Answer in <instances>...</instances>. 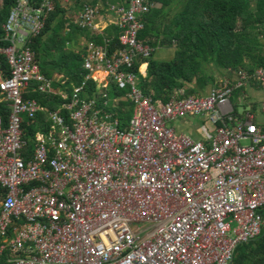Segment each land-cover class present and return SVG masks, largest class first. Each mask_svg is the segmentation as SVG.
<instances>
[{"label": "built area", "instance_id": "built-area-1", "mask_svg": "<svg viewBox=\"0 0 264 264\" xmlns=\"http://www.w3.org/2000/svg\"><path fill=\"white\" fill-rule=\"evenodd\" d=\"M56 4L68 8L75 0H15L2 24L0 54L9 74L0 79V94L10 108L6 125L0 117L5 264H231L239 245L264 232V127L251 115L240 119L230 99L249 80L264 89V68L240 70L237 83L206 95L176 90L167 102L154 100L129 70L153 52L139 34L158 4L122 0L103 16L100 4L86 3L75 24L96 34L115 26L119 47L110 51L106 38L85 42L86 75L69 95L53 86L64 85L63 76L42 74L31 46ZM90 80L102 102L84 96ZM32 84L65 102L47 113L50 130L37 133L27 157L23 117L44 110L24 97ZM112 84L133 104L125 128L106 109ZM186 116L209 121L211 139L169 126Z\"/></svg>", "mask_w": 264, "mask_h": 264}, {"label": "trees", "instance_id": "trees-1", "mask_svg": "<svg viewBox=\"0 0 264 264\" xmlns=\"http://www.w3.org/2000/svg\"><path fill=\"white\" fill-rule=\"evenodd\" d=\"M39 1V0H37ZM99 0H75L74 8L56 4L49 14L43 31L33 39L32 49L40 65L42 74L53 79L55 74L62 75L65 83L54 82V88L70 93L79 86L86 75L83 68L85 42L103 44L104 38L111 40L110 51L119 47L120 31L109 25L101 34L93 33L75 24L78 13L84 4L95 5ZM122 0H103L104 5ZM158 4L144 17L145 28L139 39L156 49L174 48L170 60H155L138 57L129 70L139 76V87L146 96L167 102L176 90L184 95H206L208 88L217 85L216 72L223 70H244L253 73L264 68V0H148ZM15 0H2L0 5V46L3 36L2 24L6 21ZM70 11V12H69ZM147 63L146 75L140 73V65ZM0 70L7 77L9 69L6 59L0 54ZM110 105L119 126H128L133 113V104L126 98L127 91L111 85L108 90ZM84 96L102 102L97 93V84L92 80L85 85ZM24 97L35 99L44 109L34 119L23 117L22 128L27 141L23 152L31 153L37 133H47L51 123L49 111L61 108L65 102L59 95L43 94L32 84ZM119 99L113 104V99ZM63 115H67L62 110ZM10 108L0 101V117L7 124ZM3 189L0 188V193ZM264 215V209L262 210ZM6 253L0 255V264L6 263ZM231 264H264V232L255 240L238 246Z\"/></svg>", "mask_w": 264, "mask_h": 264}, {"label": "crops", "instance_id": "crops-1", "mask_svg": "<svg viewBox=\"0 0 264 264\" xmlns=\"http://www.w3.org/2000/svg\"><path fill=\"white\" fill-rule=\"evenodd\" d=\"M97 3L104 8V10L101 11V14L105 16L106 5H104L103 0H99ZM113 3L115 4V2ZM100 26L103 28L106 26V23L101 22ZM82 43H85V41H82ZM158 48H171L174 50L175 46L173 45L172 47H161L157 45L156 49ZM152 49L154 52L155 49L153 47ZM143 65L144 68H142ZM143 65H141L140 67V73L143 76H145L148 64L144 63ZM239 71L236 70H223L220 72L217 71L216 72L217 85L212 88L211 87L208 88L205 94H207L211 89L218 87L225 82H228L229 84L237 83L239 81ZM56 76L57 74L53 76V79H56ZM2 77H3V72L0 70V79ZM61 81H65L64 78H61ZM230 100L235 113L240 119H245L247 118V116L251 115L253 117L254 123L257 126L264 127V89L261 87L260 84L252 80L247 81L242 87L235 89ZM0 101L5 102L1 94H0ZM195 118L197 117L196 116L182 117L177 121L169 124V126L175 129L176 132L187 134L196 140L208 141L214 135L215 132L214 126L211 125L212 129H210L204 122L206 119L203 117H198L203 123H201L202 124L201 126L196 127L194 121ZM5 253L8 259L9 254L7 252ZM0 255H4V254H0Z\"/></svg>", "mask_w": 264, "mask_h": 264}, {"label": "rangeland", "instance_id": "rangeland-1", "mask_svg": "<svg viewBox=\"0 0 264 264\" xmlns=\"http://www.w3.org/2000/svg\"><path fill=\"white\" fill-rule=\"evenodd\" d=\"M1 4H2V0H0V5ZM73 5L74 4H71V6L69 7L68 10H72L74 8ZM76 13H78V11H76ZM82 41H84V40H82ZM152 54H153L152 56L155 60H170V59H172V57L174 55V50L171 48H158V49H155V51ZM142 68H144V65ZM57 76H59V75L57 74ZM194 121H195L196 127L201 126L202 125L201 123H203L198 117L195 118ZM204 122L210 129H212V126H211L212 124H210L209 121L205 120ZM242 143L246 144L245 142H242ZM132 228L135 229L134 226H132Z\"/></svg>", "mask_w": 264, "mask_h": 264}]
</instances>
